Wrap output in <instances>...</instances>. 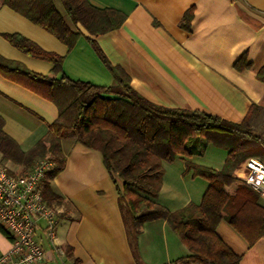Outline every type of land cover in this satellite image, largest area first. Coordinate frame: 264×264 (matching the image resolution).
Instances as JSON below:
<instances>
[{"label": "crops", "instance_id": "obj_1", "mask_svg": "<svg viewBox=\"0 0 264 264\" xmlns=\"http://www.w3.org/2000/svg\"><path fill=\"white\" fill-rule=\"evenodd\" d=\"M54 1L75 29L61 1ZM88 1L126 15L119 28L97 41L108 60L120 65L129 74L132 87L148 100L170 108L209 112L236 123L244 119L252 104L264 108V77L260 76L264 69V0ZM189 11L192 17L185 21ZM80 28L82 35L69 48L0 0L1 56L39 74L52 70L50 61L23 52L3 36L17 33L62 56L66 76L97 85L115 84L109 67L89 41V33ZM0 115L5 132L23 151H29L49 132V125L58 118V108L0 74ZM259 119L264 121V111ZM62 147L65 167L51 181L61 200L50 203L59 210V223L54 242L38 230V240L46 251L40 264H139L128 239L117 186L102 154L77 143L75 134L65 138ZM254 158L264 163L260 157ZM246 159L233 170L243 181ZM187 161L203 165L192 157L164 162L157 201L170 211L189 202L200 203L208 187L204 178L186 173ZM254 189L264 206V196ZM217 232L241 255L240 264H264V235L249 246L228 219L220 222ZM10 247L9 236L0 228V254ZM137 249L144 264H201L187 258L188 248L164 219L143 225Z\"/></svg>", "mask_w": 264, "mask_h": 264}, {"label": "trees", "instance_id": "obj_2", "mask_svg": "<svg viewBox=\"0 0 264 264\" xmlns=\"http://www.w3.org/2000/svg\"><path fill=\"white\" fill-rule=\"evenodd\" d=\"M60 1L75 29L67 23L54 0H5V4L69 48L82 35V26L112 72L115 84L97 85L72 79L62 71V56L42 49L23 35L4 34L12 45L50 61L53 68L48 74H39L0 55V74L53 102L58 108V118L49 125L46 136L29 151H23L5 132L0 115L1 161L16 167L19 174L30 171L41 159L54 162V168L43 180V194L49 204L60 202L51 181L65 167L62 141L73 133L77 143L102 154L117 186L128 239L139 264L144 263L139 260L138 235L146 222L156 219L169 223L188 248L187 258L201 264H240L241 255L222 239L217 228L222 220L228 219L249 246L264 235L260 194L233 175L234 168L248 157L264 160V123L260 132L253 126L264 108L252 104L244 119L236 123L209 112L170 108L148 100L132 87L129 74L108 60L97 41L99 36L119 28L126 15L117 9L96 7L88 0ZM191 17L189 11L185 21ZM260 76L264 77V69ZM210 143L228 152L222 169L186 162V173L209 183L201 202L189 203L176 211L161 205L157 198L163 184L164 162L192 157L196 148ZM10 171L13 172L11 168ZM228 186L233 188L227 190Z\"/></svg>", "mask_w": 264, "mask_h": 264}, {"label": "built area", "instance_id": "obj_3", "mask_svg": "<svg viewBox=\"0 0 264 264\" xmlns=\"http://www.w3.org/2000/svg\"><path fill=\"white\" fill-rule=\"evenodd\" d=\"M49 159L37 161L24 174L10 171L0 159V228L10 238V249L0 254V264H40L46 251L38 240V230L55 241L59 210L43 194V180L54 168ZM245 182L264 196V163L250 157L245 161Z\"/></svg>", "mask_w": 264, "mask_h": 264}, {"label": "rangeland", "instance_id": "obj_4", "mask_svg": "<svg viewBox=\"0 0 264 264\" xmlns=\"http://www.w3.org/2000/svg\"><path fill=\"white\" fill-rule=\"evenodd\" d=\"M263 123L264 121L260 119L256 120L253 125L254 130L257 132L262 131ZM71 135H74V134L72 133ZM196 149H197L196 154H194L192 158L196 160L197 162H199L200 164H203L204 166L211 167L214 169H218V168L222 169L224 167L228 152L222 146H219L214 143H210V144H207L203 148L199 147ZM189 203H192V202H189Z\"/></svg>", "mask_w": 264, "mask_h": 264}]
</instances>
